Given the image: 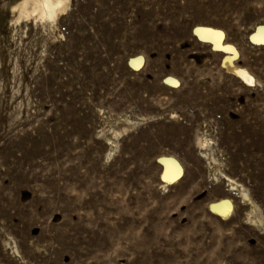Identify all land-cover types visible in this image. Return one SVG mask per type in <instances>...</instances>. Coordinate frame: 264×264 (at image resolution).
<instances>
[{"label": "rangeland", "instance_id": "rangeland-1", "mask_svg": "<svg viewBox=\"0 0 264 264\" xmlns=\"http://www.w3.org/2000/svg\"><path fill=\"white\" fill-rule=\"evenodd\" d=\"M17 1L0 0V264H264V0H71L52 24ZM224 198L228 220L209 211Z\"/></svg>", "mask_w": 264, "mask_h": 264}, {"label": "bare ground", "instance_id": "bare-ground-1", "mask_svg": "<svg viewBox=\"0 0 264 264\" xmlns=\"http://www.w3.org/2000/svg\"><path fill=\"white\" fill-rule=\"evenodd\" d=\"M70 3L71 0H18L11 5L10 10L17 12L19 20L34 18L41 22L52 24L67 13L66 11ZM193 32L200 41L209 44L213 51L224 54L221 67L227 74L236 77L245 86L251 87L255 85L256 79L253 74L248 69L235 64V61L239 58V52L234 45L226 42V34L224 31L207 26H198ZM216 33H223V35L218 36ZM249 41L253 45L264 46V25H259L255 28L249 37ZM129 65L135 70L142 69L144 57L137 56L131 58ZM165 83L178 86V81L173 77L166 78ZM158 163L162 167L161 181L166 186L176 184L184 176V168L177 158L163 156L159 158ZM233 210V202L228 198L221 199L209 205L210 213L221 220H228Z\"/></svg>", "mask_w": 264, "mask_h": 264}, {"label": "snow or ice", "instance_id": "snow-or-ice-1", "mask_svg": "<svg viewBox=\"0 0 264 264\" xmlns=\"http://www.w3.org/2000/svg\"><path fill=\"white\" fill-rule=\"evenodd\" d=\"M216 35H218V36H222V35H223V33H216Z\"/></svg>", "mask_w": 264, "mask_h": 264}, {"label": "water", "instance_id": "water-1", "mask_svg": "<svg viewBox=\"0 0 264 264\" xmlns=\"http://www.w3.org/2000/svg\"><path fill=\"white\" fill-rule=\"evenodd\" d=\"M194 33V32H193Z\"/></svg>", "mask_w": 264, "mask_h": 264}]
</instances>
